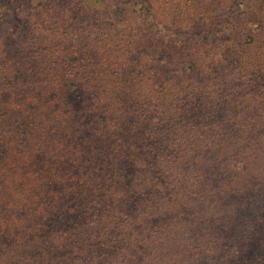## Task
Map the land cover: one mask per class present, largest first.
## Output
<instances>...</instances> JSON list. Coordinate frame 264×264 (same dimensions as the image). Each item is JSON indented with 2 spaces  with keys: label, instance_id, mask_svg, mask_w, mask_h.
I'll use <instances>...</instances> for the list:
<instances>
[{
  "label": "trees",
  "instance_id": "1",
  "mask_svg": "<svg viewBox=\"0 0 264 264\" xmlns=\"http://www.w3.org/2000/svg\"><path fill=\"white\" fill-rule=\"evenodd\" d=\"M120 1L133 5L141 1V10L147 16L145 24L154 14L150 0ZM192 1L190 7L196 16L190 19L192 31L202 26L206 13L229 8L230 23L234 25L224 36L236 42L221 59L216 52L205 56L198 51L194 53L186 77L177 81L197 101L186 117L172 118L173 110L164 106L162 109L166 111L161 109L158 113L159 106L151 99L150 81L135 80L123 86L117 83L115 79L122 74V68L107 72L96 61L92 62L95 52L87 48L80 34L76 41H71L81 47L78 59L70 65L67 57L59 63L61 68L56 67L64 72L60 91H67L72 99L69 102L63 99L59 116L47 106L45 112L36 110L29 117L16 111L0 116V137L11 136V149H0V162L13 157L16 139L25 135L17 170L0 164V192L14 193L15 210L29 205L36 213L32 218L34 226L29 228L31 238L22 243L23 254L11 250L10 260L3 262L191 264L185 254L198 257V247L191 244L186 253H180L177 228L179 231L185 223L192 227V216L198 218L206 211L209 224L212 216H226L217 226L221 227L226 242L224 263L233 259L230 264H264V110L251 112L248 104L251 101L246 95L236 101L237 106L223 110L219 106L218 110L217 103L209 101L211 89L207 86L219 79L233 81L232 90L237 86L245 89L258 86L262 96L259 103H263L264 47L253 45L255 40L240 42L245 35L243 16L250 18V12L242 13L238 0H212L209 10L202 2ZM4 7L0 4V9ZM65 15V11L60 13V21ZM238 32L244 35L235 34ZM47 37L48 34L39 33L37 40L42 44ZM132 39L130 35V42ZM238 74L245 82H236L233 75ZM68 80L77 82L78 91L70 92ZM159 80L161 99V95L167 97L175 84L169 80L164 84V77ZM52 89L49 87L47 92ZM199 99L206 101L207 114L202 116ZM233 112L239 120L222 131ZM160 114L163 118L171 115L168 119L176 123L173 131L179 129L175 136L181 139L179 144L169 145L174 135L165 131L170 129L156 126ZM209 119H214L212 127L208 125ZM30 134L39 139L38 145ZM5 139L1 137L0 142ZM35 154L40 156L43 170L56 168V162L58 171L54 179L46 181L42 173L25 167L28 162L24 157ZM186 206L191 209L184 211L186 219H168ZM213 210L217 212L210 214ZM15 217L18 216H12ZM174 224L176 227L172 228Z\"/></svg>",
  "mask_w": 264,
  "mask_h": 264
},
{
  "label": "rangeland",
  "instance_id": "2",
  "mask_svg": "<svg viewBox=\"0 0 264 264\" xmlns=\"http://www.w3.org/2000/svg\"><path fill=\"white\" fill-rule=\"evenodd\" d=\"M150 1L154 14L150 15L145 24L146 14L144 10H141V1L133 5L120 0H0V4L5 5V9H0V116L16 111V113L29 117L36 110L45 112L44 106L53 110L55 116H59L58 108L63 103V99L67 102H69L68 99L71 101L72 99L67 91H60V81L64 72L61 69L56 70V67L61 68L59 63L67 57L70 65L78 59L77 57L80 56L78 49L81 50V47L72 44L71 41H76V36L80 34L87 48L95 52L92 62L96 61V64L103 66L107 72L122 68V74L115 79L117 83L123 86L135 80L143 83L150 81L153 90L151 99L159 106L158 113L164 106L167 110H173L172 118L186 117L197 101L193 100L191 93L188 94V91L183 90V85L177 81L186 77L185 71L191 68L190 60L195 56L196 51L202 56L216 52V57L219 59L224 53L229 52L230 47L236 41L224 34H229L231 31H228V28L232 29L234 25L230 23L232 11L227 8L224 11L215 9V14L206 13L202 26L192 31L193 25L190 19H196V16L190 6L194 1L185 0L182 3L180 0ZM211 1L197 0L195 2H202L203 7H208L209 10ZM238 1V8L242 13L249 10L250 18L243 16L246 19L242 27L245 35L239 32L235 34L244 35L240 41L242 44L255 40L253 45L264 47V0ZM80 9L84 11L81 13ZM123 9L126 11L122 12ZM63 11L66 15L60 21V13ZM155 19L158 20L155 21ZM176 26L181 29H176ZM39 33L48 34V39L42 44L37 40ZM50 33H53L52 36L56 38L49 36ZM130 35L133 42H130ZM190 47H192L191 51ZM97 51L101 53L96 54ZM158 69L163 70V73ZM161 77H164V84H167L169 80L175 84V87L167 93V97L161 95L159 99L162 91V85L159 82ZM233 77L237 83L245 82L240 74L233 75ZM68 83L71 93L78 91L77 82L73 84L68 80ZM232 84L233 81L223 82L219 79L207 85L211 89L209 101L217 103L218 110L219 106L222 107L220 110L228 106L231 108L237 106L235 103L240 101L242 95L243 98L246 95V98L251 101L250 103L248 101L251 112L256 114L259 110H264V102L259 103L262 97L261 87L245 89L237 86L236 90H234L235 87L232 90ZM49 87L54 89L47 92ZM170 96L174 97L170 98ZM199 100V114L202 116V113H206L204 109L206 101ZM233 110L238 112L237 109ZM169 116L171 117L169 114L163 118L160 114L155 124L158 128L170 129L168 132L165 131L167 135H174L169 145L174 142L179 144L181 139L175 137L179 129L173 131L176 129V123L168 119ZM239 118L233 112L230 120L226 121V125L222 126L221 130H229ZM213 124L214 119H209V127ZM34 136L30 134V139L38 145L39 139L35 140ZM1 137L6 139L0 142V149H11V136ZM24 138L25 135H22L16 139L17 149L11 150L13 157L0 162L6 169L18 168L20 162L18 159L22 156L19 153L25 148ZM24 161L28 162L25 163L28 170L42 173L41 177L46 181L57 176L56 162H54L56 168L43 170L40 167V156L37 154L34 157H24ZM13 198L14 193L0 192V264H6L3 260H10L11 250L23 254L22 243L31 238L32 230L29 228L34 226L32 218L36 213L30 209L29 205H23L21 210L16 208V212L12 202ZM190 210L186 206L179 210V214L174 212L167 217L168 219L172 217L186 219L187 215L184 211L189 212ZM215 212L217 210H213L210 214ZM205 213L207 212L198 215V218L192 216L194 221L192 227L185 223L184 226H180L179 231L177 228L176 238L181 243L180 253H186L188 246L195 244L199 251L198 257L194 258L190 253L185 254L191 264L193 261L196 264H230L233 259L224 263L227 257L226 242L220 232L221 227L217 229L226 216H212V224H209ZM12 216L18 217L13 219ZM166 222L169 221L166 220ZM174 227H176L175 224L172 228ZM38 234L43 237V233L38 232ZM204 238L211 242L206 243Z\"/></svg>",
  "mask_w": 264,
  "mask_h": 264
}]
</instances>
